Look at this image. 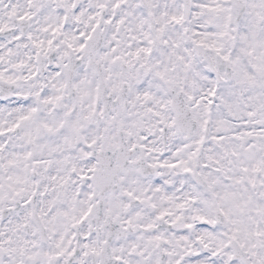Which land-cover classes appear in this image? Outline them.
<instances>
[{"label":"snow or ice","instance_id":"6c2138e0","mask_svg":"<svg viewBox=\"0 0 264 264\" xmlns=\"http://www.w3.org/2000/svg\"><path fill=\"white\" fill-rule=\"evenodd\" d=\"M0 264H264V0H0Z\"/></svg>","mask_w":264,"mask_h":264}]
</instances>
